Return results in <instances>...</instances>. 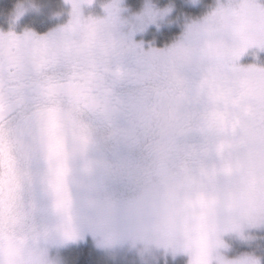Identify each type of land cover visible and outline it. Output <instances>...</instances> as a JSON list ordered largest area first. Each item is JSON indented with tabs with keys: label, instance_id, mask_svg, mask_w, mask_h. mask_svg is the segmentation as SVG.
Masks as SVG:
<instances>
[{
	"label": "rangeland",
	"instance_id": "obj_1",
	"mask_svg": "<svg viewBox=\"0 0 264 264\" xmlns=\"http://www.w3.org/2000/svg\"><path fill=\"white\" fill-rule=\"evenodd\" d=\"M104 3L105 0H93L92 4H81L82 14L103 17ZM200 4L208 8L200 15L192 16L188 14L192 6L187 0H141L136 10L130 9L126 0H121L120 19L124 22L121 30L137 48L115 60L120 63L140 61L153 64L160 70L165 68L181 84L193 72L201 70L198 61L193 57L169 63L161 60V53L182 35L188 23L206 15L215 6V0H200L198 5ZM146 8L156 13L155 18L142 25L137 24L134 15L143 13ZM70 10L71 5L64 0L53 3L47 0H18L8 14H0L1 20H4L3 25H0V33L12 32L16 36H23L28 31L37 36L46 35L67 23ZM25 18L29 19L26 21L27 25L23 24ZM176 18L182 22L179 34L159 45L161 30L170 27ZM47 21L52 23L46 29L36 28L35 24L41 26ZM29 23L32 24L29 26ZM58 65L43 70L46 82L62 81L63 77H59V74L66 69L60 65L61 69L58 70ZM248 66L264 69V49L255 45L248 47L239 60L235 61V65L230 61L226 69L241 79L239 90L234 95L228 94L223 98L224 108L229 116V127L225 132L237 141L242 140V143L234 146L226 140L217 139L207 145L196 144L190 149V153L194 154L190 155L191 159L184 155L189 151L179 153L180 175L174 178L166 190L145 184L126 195L116 196L110 193L105 188L108 144L104 136L77 124L76 115L80 113V109L69 99L54 96L52 100H40L39 113L45 114L59 128V133L51 139L50 150L43 154L39 168L32 170L34 178L26 185L31 204L19 208L18 217L29 220L34 227L43 228L54 226L57 218H61L70 228L69 233H75L72 240L62 241L59 237H54L44 245L47 259L52 264H69L73 249L88 242L100 259L98 264H156V259L159 264H175L181 259L184 264H188L186 255L171 250L177 240V231L152 221L162 213L172 211L177 201L201 208L214 205V192L218 183L213 178L218 176L222 161L239 162L237 168L242 165L247 169L253 182L256 173H264V74L257 73L256 78H252L242 70ZM234 67L236 70H233ZM172 75H167L170 81H173ZM86 83L85 78H77L75 81V84H80L85 90L87 101L116 108L113 103L106 104L107 101H112L111 97L103 95L96 88H85ZM161 104L162 107L165 106V100ZM164 110V114L168 116L170 106ZM174 123L165 130L160 145L162 155H167L169 149L177 144L176 134L173 132ZM22 148L19 146L18 152L23 157ZM200 152H204L207 157L201 156ZM221 171L230 175L231 164ZM48 172L52 173L50 178H46ZM47 180L53 185L54 193L46 189ZM205 184L207 192L200 190ZM189 193L192 198H189ZM54 199L57 200L56 203L53 202ZM1 201L2 199L0 203ZM0 206L2 227L7 217L3 211H9L11 203L3 202ZM249 208L252 213L249 218H238L232 214L222 216L218 227L220 246L207 253L206 264H218V259L220 264H249L253 259H256L257 264H264V205L252 202ZM84 210L87 212L82 219ZM132 237H151L156 245L157 257H153L151 253L139 252L142 245L137 243L133 246ZM202 264L205 262L202 261Z\"/></svg>",
	"mask_w": 264,
	"mask_h": 264
},
{
	"label": "flooded vegetation",
	"instance_id": "obj_2",
	"mask_svg": "<svg viewBox=\"0 0 264 264\" xmlns=\"http://www.w3.org/2000/svg\"><path fill=\"white\" fill-rule=\"evenodd\" d=\"M117 66L139 71L116 84L106 81L98 89L111 97L112 101L106 104L116 105V108H107L87 101L82 87L79 90L68 87L83 76L77 74L76 68L59 74L62 81L48 83L42 74L45 68H38L32 62L4 63L0 71V200L11 203V209H4L3 214L18 217L19 208L30 206L26 185L34 178L32 170L39 168L43 154L50 150L51 139L59 133V128L39 113L40 100L54 96L69 99L80 109L77 124L104 136L108 144L105 188L116 196L126 195L145 184L166 190L180 175L179 153L189 151L184 155L191 159L190 155L194 154L190 149L196 144L217 141L208 133L209 120L215 119L227 131V112H213L211 103L199 89L201 70L180 84L172 72L153 64L120 63L114 59L111 71L115 72ZM168 73L173 81L169 80ZM162 100L166 104L163 107ZM167 106H170L168 116L164 114ZM172 122H175L173 132L177 144L167 155H162L161 141ZM19 146L23 147V157L18 152ZM199 154L205 156L204 152ZM51 175L48 172L46 178ZM47 181L46 189L54 193L53 185Z\"/></svg>",
	"mask_w": 264,
	"mask_h": 264
},
{
	"label": "clouds",
	"instance_id": "obj_3",
	"mask_svg": "<svg viewBox=\"0 0 264 264\" xmlns=\"http://www.w3.org/2000/svg\"><path fill=\"white\" fill-rule=\"evenodd\" d=\"M71 5L67 23L51 31V36L40 42H27L13 57V61L32 62L38 68H49L53 65H63L66 70L76 68L85 77V88L102 87L106 81L116 84L135 75L139 69H126L117 66L112 72L114 59L128 51H135L128 37L122 33L124 22L120 19L121 0H105L103 8L105 16H84L81 4H92L93 0H64ZM192 7L200 0H187ZM219 0H215L217 4ZM106 6V7H105ZM75 9V10H74ZM213 8L198 20H193L185 27L182 35L161 53V60L174 62L177 59L195 58L201 66L199 89L211 103L213 112H226L223 98L228 94L234 95L239 90L241 77L226 71L230 59L221 55L235 42L231 33L208 27L209 14ZM156 13L146 8L143 13L134 15L137 24L152 21ZM48 52L47 63H41L40 57ZM208 133L218 140H226L234 146L237 141L211 119L207 122ZM239 162L222 161L218 176L213 181L218 183L214 195L216 203L208 208L198 205H186L177 201L172 211L164 212L153 218V223L166 225L177 231V240L172 251L182 252L188 257V264H202L207 261V253L220 246L218 227L225 214L238 218L252 216L249 204L256 202L264 205V173H256L253 182L247 169ZM231 164V174L221 169ZM202 191L207 192V185H202ZM189 198L192 194L189 193ZM87 210L82 213V219ZM11 214L5 218L0 227V264H52L47 259L46 245L54 237L62 241L72 240L66 233L70 228L61 218H57L54 226L49 228L34 227L32 223ZM75 237V233H71ZM133 246L142 245L139 252L156 255V245L151 237H132ZM110 244V243H108ZM156 264H159L156 259ZM218 264L220 261L218 259ZM249 264H257L256 259Z\"/></svg>",
	"mask_w": 264,
	"mask_h": 264
},
{
	"label": "snow or ice",
	"instance_id": "obj_4",
	"mask_svg": "<svg viewBox=\"0 0 264 264\" xmlns=\"http://www.w3.org/2000/svg\"><path fill=\"white\" fill-rule=\"evenodd\" d=\"M208 27L232 34L235 43L222 50L221 55H226L235 65V61L239 60L248 47L255 45L264 49V2L261 0H219L209 14ZM46 35L51 36L52 33ZM46 35L37 36L28 31L23 36H16L12 32L0 33V71L5 62L10 64L13 61V57L25 43L43 41ZM48 59L49 55L45 50L40 57V62L47 63ZM233 70H236L235 67ZM242 70L248 72L252 78H256L257 73L264 74V69H256L254 66H248ZM68 87L72 90H79L81 85L70 83ZM50 119L53 118L50 116ZM66 235L68 238H74L71 233Z\"/></svg>",
	"mask_w": 264,
	"mask_h": 264
},
{
	"label": "trees",
	"instance_id": "obj_5",
	"mask_svg": "<svg viewBox=\"0 0 264 264\" xmlns=\"http://www.w3.org/2000/svg\"><path fill=\"white\" fill-rule=\"evenodd\" d=\"M17 1L18 0H0V14L1 15L8 14L9 11L12 9L13 5ZM47 1L53 3V2H58L59 0H47ZM140 1L141 0H126V5L130 9L136 10L139 8ZM207 8H205L202 4H200L196 7H192L190 10L192 12L189 11L188 14L192 16L194 15L198 16L201 13H203ZM28 20L29 19L25 18L23 20V24L27 25L26 21ZM3 21L4 20H1L0 18V25H3ZM51 23H52L51 21H47L41 26H39L38 24H35V25L38 30H44L48 26H50ZM31 24L32 23H29L28 25L30 26ZM181 25H182V22L180 21V19L176 18L170 27H167L165 29L162 27L163 29L161 28L162 32L160 34L162 38L159 40L158 44L160 45L163 42H167L170 39L175 38L180 32ZM98 263H100V259L98 258V256L95 255V252L93 251L92 247L90 246L88 242L82 243L73 249L71 259L69 262V264H98ZM175 264H184V263H183V260L181 259V260H177Z\"/></svg>",
	"mask_w": 264,
	"mask_h": 264
}]
</instances>
